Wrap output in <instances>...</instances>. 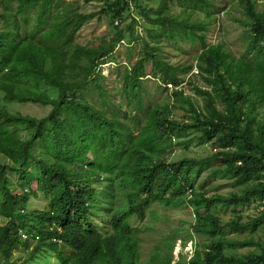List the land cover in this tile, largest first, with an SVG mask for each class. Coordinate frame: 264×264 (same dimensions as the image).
<instances>
[{
	"label": "trees",
	"instance_id": "trees-1",
	"mask_svg": "<svg viewBox=\"0 0 264 264\" xmlns=\"http://www.w3.org/2000/svg\"><path fill=\"white\" fill-rule=\"evenodd\" d=\"M102 1L100 11L86 13L65 0H0V264H13L15 250L31 238L35 243L25 264L50 251L60 264H264L263 239L227 233L228 228L236 233L264 229V208L254 216L241 212L252 201L264 206V9L258 0H234L247 35L245 54L236 56L224 42H206L213 12L224 9L214 0L140 6L158 35L201 42L196 67L205 86L194 90L203 105L184 90L171 91L167 84L177 85L179 72L193 65L171 62L159 36H151V44L147 33L142 54L121 75L122 91L135 109L122 116L75 94L87 81L104 94L100 79L106 77L98 65L122 39H136L141 24L136 16L127 31L115 24L132 10L130 0ZM171 1L183 7L174 12ZM95 15L108 16L113 35L92 45L77 42L78 31ZM148 64L170 91V101L147 107L142 120ZM15 102L50 110L44 116L12 111L7 105ZM178 103L188 105L190 123L174 116L172 106ZM192 137L216 150L202 158H171L175 147L187 146ZM206 169L237 190L210 196L197 189ZM38 194L48 204L29 209ZM175 199L193 208L194 233L212 241L204 248L195 244L191 258L181 254L173 262L176 238L171 235L144 257L131 218L143 219L155 201L170 205ZM229 209L234 217L225 219ZM245 247L252 249L238 250Z\"/></svg>",
	"mask_w": 264,
	"mask_h": 264
},
{
	"label": "rangeland",
	"instance_id": "rangeland-1",
	"mask_svg": "<svg viewBox=\"0 0 264 264\" xmlns=\"http://www.w3.org/2000/svg\"><path fill=\"white\" fill-rule=\"evenodd\" d=\"M132 3V10H127L122 18H118L119 26L124 31H127L128 24L132 21V18L136 16L140 20L141 24L137 27L136 39L120 41L115 49L105 57V64L102 65V72L106 78L100 79L104 87V94L99 92V89L95 87V84H85L83 90L75 92L77 96L83 93V97L95 103L100 109L108 112L109 115L135 113V109L132 110L133 105L128 101L126 94L122 91V79L121 75L124 67L129 62H134L138 55L143 52V38H147V33L150 35V43L153 44L151 36L158 35L156 27L152 26V23H148L140 14V6H157L160 0H130ZM65 2H71L73 6H80V9L84 12H98L104 7L102 0H91L85 2L84 0H65ZM214 2L223 7L221 11L213 12V20L211 21L208 30L206 31L207 44L224 42L226 48L231 50L236 56L245 54L247 50V35L244 33V27L240 24L239 20L242 17L240 10L238 9L234 0H214ZM171 6L174 12H178L183 5L177 1H171ZM257 5L259 8L264 9V0H258ZM11 10L15 11V4L10 6ZM204 16V14H201ZM117 20V19H116ZM115 27L110 24L108 16H102L101 19L95 15L94 18L86 22L83 27L78 31L76 41L84 45H92L101 40H109L113 35ZM151 32V34H150ZM159 36V43L163 45L165 57L171 62L177 64L181 63L183 66L193 65L187 72H179L180 82L177 87H183L186 94H189L198 106L203 105V97L194 90V85L205 86L204 80L198 73L196 62L198 60L199 53L202 50V44L200 41L192 42L189 40H176L171 41ZM251 53H248L250 55ZM149 74L144 78L145 92H144V110H140L139 116L143 120L146 108L154 105L155 103L164 104L166 101H170V91L166 90L161 84V77L151 72L152 66L148 64ZM189 80L192 83H189ZM88 84V85H87ZM172 91V90H171ZM12 111H22L31 115L44 116L49 110L50 106H44L39 103L27 102V103H10L7 105ZM174 116L178 119H185L187 123H190V113L188 111V105L186 103H178L177 107H173ZM130 121L131 118L126 116ZM187 134L192 136L194 130L187 128ZM216 149L207 142H201L195 137L191 138V141L187 146H176L171 158L181 159L186 157L202 158L210 155L211 151ZM210 169H206L201 177L196 182L197 189H203L208 192V195L214 193L226 194L232 189H236V185L227 182L220 176H209ZM13 179L16 180L14 176ZM116 180V179H115ZM114 180V181H115ZM37 184L36 180H32V186L35 188ZM108 181L105 179L104 188H107ZM237 190V189H236ZM29 200V207L44 208L48 201L42 194H38L37 197H32ZM264 206L258 205V202L252 201L248 205L242 207L241 212L244 216H254L259 213V210ZM101 216L105 215V209L103 206L99 209ZM222 212V211H221ZM234 217V213L229 209L225 213V219H231ZM194 221V210L187 202H180L178 199L173 200L170 205L162 204L158 201L152 203L151 207L147 210L146 216L143 220H140L137 216L131 218L133 225L139 226L141 231V243L142 252L144 257L150 258L152 253L156 251V247L164 245L165 237L174 235L176 242L173 249V258H178L181 253L185 254L187 258H191L195 244L200 248H204L212 241L211 237L205 235H198L194 233L191 223ZM227 233L230 236L238 238L253 237L254 239L264 240V229H244L242 232L236 233L230 228L227 229ZM252 234V235H251ZM22 237L25 236L24 231H20ZM190 235V237H189ZM27 238H31L30 236ZM191 240V241H190ZM35 240L29 241V244L18 248L14 252L12 258L13 264H25L26 259L30 255L29 252L34 246ZM185 246V250H184ZM252 247L238 248L239 251H247ZM164 252L168 251V247L163 246ZM35 264H60L55 253L50 251L44 255H40L35 260ZM33 260L29 261V264H33Z\"/></svg>",
	"mask_w": 264,
	"mask_h": 264
},
{
	"label": "clouds",
	"instance_id": "clouds-1",
	"mask_svg": "<svg viewBox=\"0 0 264 264\" xmlns=\"http://www.w3.org/2000/svg\"><path fill=\"white\" fill-rule=\"evenodd\" d=\"M118 21H119V20L117 19L116 22L118 23ZM122 41H123V40H122ZM105 63H106V62L100 63V64L98 65V70H100V71L102 72V68H101V67H102V65L105 64ZM102 73H103V72H102ZM178 84H179V83H178ZM178 84H177V85H178ZM167 85H168V87H169L171 90H173V89H175V88L178 89V90H184L183 87H179V88H178L177 85H173L172 83H168ZM184 93H186L185 90H184ZM173 141L175 142L176 140L173 139ZM186 194L190 196V195H191V190H187V191H186ZM31 201H32V199H31ZM28 208L30 209V208H33V207H29V203H28ZM35 208H36V207H35ZM38 209H39V208H38ZM135 216H136V215H135ZM145 216H146V215H145ZM137 217H138V216H137ZM138 218H139V217H138ZM144 218H145V217H144ZM144 218H143V219H144ZM139 219H140V220H143V219H141V218H139ZM134 227L139 228V232H138V234H139V236H140L141 239H142V236H141V231H142V229H141L139 226H136V225H134ZM29 236H30L29 234H28V235L25 234L24 238L29 237ZM30 237H31V236H30ZM27 239H29V238H27ZM190 241H191V240H190ZM184 250H185V246H184ZM193 252H194V250H193ZM181 254L184 255V256L187 258L186 253H185V254L181 253ZM192 255H193V253H192ZM179 257H180V256H179ZM179 257L176 258V259H174L173 262L178 261V260H179ZM191 257H192V256H191ZM187 260H188V258H187Z\"/></svg>",
	"mask_w": 264,
	"mask_h": 264
}]
</instances>
